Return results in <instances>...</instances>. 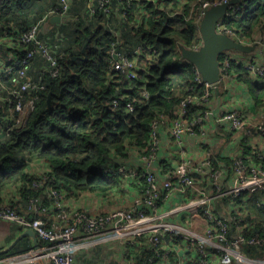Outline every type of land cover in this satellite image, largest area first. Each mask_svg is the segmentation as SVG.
I'll use <instances>...</instances> for the list:
<instances>
[{
	"label": "trees",
	"instance_id": "1",
	"mask_svg": "<svg viewBox=\"0 0 264 264\" xmlns=\"http://www.w3.org/2000/svg\"><path fill=\"white\" fill-rule=\"evenodd\" d=\"M154 1L136 0L127 21L113 19L101 10L83 18L81 12L86 7L85 2L74 0L69 20L58 27L54 25L60 36V43L53 44L59 63L58 75L52 77L41 59L46 68L32 76L37 79L42 75L44 88L37 92L24 127L6 132L2 121L5 113L0 109V196L9 184L19 183L21 203L28 212L29 200L39 196L44 189H54L62 194L71 189L104 194L123 191L120 187L124 182L117 172L118 163L115 161L127 159V147L142 149L146 146L149 125L156 114L174 117L179 104L177 92L189 93L190 88L201 90L200 86H196L192 65L182 59L176 45L179 41L188 47L197 40L195 24L186 22L180 15L167 16L160 10L168 11L169 3L175 10L178 5L176 0ZM193 1L180 0L185 9ZM247 1L241 18L229 22L227 26L239 29L241 35L252 39L259 29L264 34V0ZM116 4L114 1L113 5ZM56 8L57 0H0V23H24L33 15L37 20L45 10L54 11ZM74 15L79 18L75 20ZM135 18H139L137 27L129 23ZM28 28H22L21 34ZM117 32L120 38L115 36ZM54 39L55 34L52 41ZM139 46L143 55L138 61L137 78L124 81L119 73L112 72L110 51L115 49L129 54ZM19 47V54L22 55L31 45L20 43ZM222 58L221 54L218 55L220 64ZM10 66L13 67L11 74H3L0 78L1 93L16 76L17 67ZM229 73L247 88L256 109L264 107V82L253 80L251 72L236 61L230 62ZM144 89L149 92L148 99L141 96ZM123 96L121 101L133 103L132 113H127L124 105L112 108V101ZM33 97L25 96V99ZM198 110V107L191 106L188 118L195 117ZM252 152L248 147L243 154L258 161ZM214 159L216 162L221 159L227 172H231V159ZM34 160H42L48 166L49 179L44 188L34 186L39 177L28 171L29 164ZM141 183L140 190L144 181L141 180ZM48 200L44 201L42 208L48 205L45 204ZM235 201L243 208L242 215L238 216L240 235L245 239L264 236V193L260 190L242 192ZM14 210L26 215L18 209ZM162 239L165 242L169 238L165 235ZM145 242L137 249L134 264H160L164 253L160 251L155 255ZM176 243L180 245L179 240ZM31 248L30 245L23 248L16 245L9 253ZM241 250L248 258L264 259V245L245 242ZM185 264H199L198 255Z\"/></svg>",
	"mask_w": 264,
	"mask_h": 264
},
{
	"label": "built area",
	"instance_id": "2",
	"mask_svg": "<svg viewBox=\"0 0 264 264\" xmlns=\"http://www.w3.org/2000/svg\"><path fill=\"white\" fill-rule=\"evenodd\" d=\"M74 0H57V8L50 14L60 16L61 23L69 20V13ZM85 9L81 12L84 18L86 15H93L96 10H101L113 19L121 18L127 20L132 4L136 0H83ZM117 2L113 5V2ZM155 2L154 0H146ZM231 0H195L188 8L180 0L175 10H172L170 3L168 11L160 9L167 16L180 15L186 22H193L196 26L197 40L188 47L176 41L178 48L183 46L189 51H199L203 40L200 34L201 23L206 13L212 7L227 5L225 13L218 19L215 31L225 35L235 42L254 48L263 46L264 34L259 29V40L250 39L241 35L239 29H232L227 24L233 20H239L244 9L248 4L247 0H238L237 3L230 4ZM134 14L137 15L136 12ZM139 15V14H138ZM79 17L75 16L77 20ZM128 21V20H127ZM137 27L139 18L129 22ZM40 21L29 26L27 31L20 35V42L30 44L31 48L18 57L14 63L17 67L16 76L12 79L8 87V95L0 104V109L4 110L5 117L2 120L5 131L9 132L14 128L24 127L28 116L33 109L34 99L38 91L43 90L42 75L35 79L30 77L27 71L30 62L39 55L46 63L47 72L52 76L58 75L59 63L53 52V47L48 40H40ZM115 36L120 38V33ZM260 45V46H257ZM112 72L119 73L122 80L133 81L137 78V61L143 55L141 47L132 49L129 54L117 52L111 49ZM220 81L225 82L229 77V64L231 61L241 63L249 70L256 79L264 82V63L245 61L239 54L229 51L221 53ZM192 65V64H191ZM195 72L196 86L201 90L189 89V93L181 94L177 92L179 104L174 112V117L170 118L164 113L156 114L149 125V138L146 146L142 149L137 148L143 166L131 168L125 161L118 163L117 172L124 183H137L143 188L134 199V204L128 209H116L108 213L90 214L83 209H66L62 201L64 195L54 189H44L37 197L29 200V211L26 215L18 214L7 202L0 203V220L14 223L21 228L34 231L38 239L39 247L31 248L27 251L14 254H0V264H75L76 253L82 245L92 246L95 244L116 240L133 245L140 238H147L151 251L155 255L161 251L162 244H168L179 254L187 257V261L198 255L199 264H264V259H251L243 254L241 246L243 243L264 245V236L258 238L245 239L241 235L236 237L229 236L230 221L229 214L218 215L215 212L214 200L217 197L227 195L239 196L244 191L260 190L264 193V149L253 151L258 161L253 160L249 155L244 156L240 153L233 159V187L223 190L221 181L226 178L223 167L218 168L212 153L208 150L204 157L197 163H191L187 157H182L171 169L165 172L162 179L158 178L154 172L158 165L157 156L162 151L160 129L168 122H171L170 137L172 143L179 150L186 135H195L204 120L211 114L208 111L210 100L217 84L209 85L202 80L198 70L192 65ZM13 67L8 66L4 75L11 74ZM34 95L33 99H25V96ZM141 96L149 98L147 89L142 90ZM125 96L112 101V108L124 105L127 113L134 111L133 103L129 100L121 101ZM191 106L198 107V113L192 119L188 118V111ZM202 110V113L200 111ZM221 121L226 123L230 131L240 132L245 137L244 140L256 134L260 137L264 145V107L257 110L255 122H250L244 114L237 109H230L222 112ZM128 149V147H127ZM245 157L247 158L245 160ZM48 171H43L38 181L34 182L36 188L46 187L49 179ZM203 180V181H201ZM209 181L211 187L215 186L214 192L203 190L199 183ZM213 183V184H212ZM174 192H177L182 199L164 210H159L160 202L168 199ZM187 195H194L185 198ZM45 199H51L55 205L56 223L47 224L38 216L43 210L42 206ZM199 215L203 219V229L201 232L191 229L190 226L176 223L173 220L183 218L187 224L193 221V216ZM169 237L168 241L162 239L163 236ZM176 240L180 241L178 247ZM175 259L176 264H184L185 261L179 256Z\"/></svg>",
	"mask_w": 264,
	"mask_h": 264
},
{
	"label": "crops",
	"instance_id": "3",
	"mask_svg": "<svg viewBox=\"0 0 264 264\" xmlns=\"http://www.w3.org/2000/svg\"><path fill=\"white\" fill-rule=\"evenodd\" d=\"M51 12V9L45 10L42 16L37 20L35 19V15H33L29 17V21H24V23H0V78L1 76H3L4 71L8 66L14 65L16 59L24 55L27 50L30 49H26V52L22 55L19 54V46L21 43L19 41V37L21 35L22 28H28L33 23H37L40 21L41 31L40 33H38V38L40 40H48L52 47L54 42H58L60 40V38L56 36V34H58L57 31H55L56 28L53 27L54 25L58 27L62 25V23L61 20L59 24L51 23L50 19L54 16H58L50 14ZM44 27H46L47 29H45ZM8 31L10 34H8ZM15 34L17 36H15ZM54 34L55 39L54 41H52ZM261 47L262 46L257 47V49H253L251 52H248V59L244 58L245 61L249 60L261 63L262 57L261 55H259V53L262 52ZM53 49L55 50L56 48ZM44 66H46V63L44 64ZM44 66L39 55H36V57L30 62L27 71H32L30 73V76H32L42 71L41 69H45L46 67ZM251 77L253 80L262 83V81H259L254 76ZM8 87L6 86L3 92H0V104L2 103V101H4V99H6L8 95ZM230 109L240 110L250 122H255L258 109L255 108L251 96L247 91V88L242 83H239L236 77L232 74H230V77L225 82L222 81V83L216 85L214 93L212 95V99L210 100V106L208 108V111L211 114L200 125L195 135L185 136L182 150H179L172 143V139L169 133L171 122H168L163 128L160 129L162 151L157 156L158 165L154 170L158 178L162 179L165 174L163 170L165 171L167 169H171V167L173 165L175 166L182 157H187L191 161V163H197L204 157L205 152L209 150L212 153L213 157L227 158L232 160L231 172H227V169L221 159H218L217 162L218 168L223 167L224 174L226 175V178L222 180L225 181V188L222 187V189H231L234 186L232 175L233 159L240 153L246 151L248 147L253 151H258L259 149L263 150L264 145L260 137H258L256 134H254L247 140H244V137L240 134V132L229 130L228 125L221 121L220 116L222 115V112ZM2 113H4L3 110ZM200 113H202V110L200 111ZM125 162L131 168H140L143 166V160L141 159L136 147H128V157ZM36 164H40L41 166H43V168L41 170L35 168ZM48 170V166H46L42 160H34L29 164L28 167V171L35 174L36 176H38L40 172ZM199 185H204L207 187L206 190H212L214 192L215 186L213 185L212 188L208 180H206L205 182H200ZM19 188L20 185L17 182L9 184L2 192L0 198L2 199V201H7L11 206H14V208L18 209L21 213L23 212L24 214H26L27 211L21 203ZM120 189H122L123 191L114 190L111 191V193L105 194L100 192L77 191L71 189L66 191V194H63L64 199L62 201V204L66 209H83L93 215L108 213L110 210L115 209L116 205L126 207L123 209L131 208L134 204V198L141 192L139 184L123 183ZM244 192L252 193L255 191ZM121 196L122 198L129 196L134 197L129 198L127 201L122 203V201H120ZM239 196L227 195L223 197H217L214 200L216 214L222 216L229 214V216L232 218V220L230 221L231 233L229 231L231 237L240 235V228H238V220L240 218L238 216L242 215L243 208H241V206L235 201V199ZM191 197H194V195H187L185 198ZM181 199L182 197L177 192H174L171 196L168 197V199L159 203L158 209H167L168 207L178 203ZM222 201H224L228 205V208H222L221 210H223L224 213L220 214L221 210H217L216 204ZM52 202L53 201H51V199L46 201L45 204L48 205L45 206L43 210L38 214V216L49 225L56 223L58 220L56 216L55 205L53 203L52 207ZM173 221L184 226L188 225L191 227V229L197 230L198 232L202 231L204 225L203 219L199 215L193 216L192 223L189 222L188 224L183 218H177ZM26 230L28 229L21 228L20 226L8 221L0 220V252L7 250L17 238L25 233ZM142 239L143 238H140L133 244L134 248H132L131 245L129 246L125 242H119L116 240H110L89 247L83 244L82 248L76 253L75 264H134V257L138 254L137 249H140V247L145 242H143ZM145 243L146 246L149 247L148 240ZM16 245L20 248L28 245L33 247V241L29 237H22L17 241L15 246ZM165 246L172 248L168 244H166ZM11 250L9 252H11ZM173 250L177 252V250ZM9 252L6 254H13ZM177 253L179 254V252ZM177 253L176 256H173V258L177 257ZM179 256H181V254H179ZM175 263L176 260L173 259L172 264ZM169 264L171 263L169 262Z\"/></svg>",
	"mask_w": 264,
	"mask_h": 264
},
{
	"label": "water",
	"instance_id": "4",
	"mask_svg": "<svg viewBox=\"0 0 264 264\" xmlns=\"http://www.w3.org/2000/svg\"><path fill=\"white\" fill-rule=\"evenodd\" d=\"M237 2L238 0H231L230 4ZM226 6L227 5L212 7L206 13V16L204 17L200 26V34L203 44L199 51H189L183 46H180L179 48L182 59L190 62V64H192L198 70L202 80L209 85L217 84L220 81V64L218 61V55L228 50H236L239 52L248 53L255 49L252 46L242 45L225 35L216 33V22L224 15ZM60 20V16H54L50 19V22L59 24ZM115 162L119 163L118 160ZM22 237L31 238L33 241V248L39 247L36 234L33 230L28 229L23 235L17 238L7 250L0 252V254L8 253ZM42 264H46V262H43Z\"/></svg>",
	"mask_w": 264,
	"mask_h": 264
},
{
	"label": "rangeland",
	"instance_id": "5",
	"mask_svg": "<svg viewBox=\"0 0 264 264\" xmlns=\"http://www.w3.org/2000/svg\"><path fill=\"white\" fill-rule=\"evenodd\" d=\"M76 15H74V17H75ZM45 29H47L46 27H44ZM60 33H62L61 31H60ZM58 35V34H57ZM258 37H259V30L255 33V35H254V37L252 38V39H258ZM58 38H60V36L58 35ZM256 41H259V43L262 41V40H256ZM58 43H60L59 41H58ZM262 45H264V42H262L261 43ZM61 45V44H60ZM257 46H260V45H257ZM255 49H257V47L255 48ZM261 49H262V52H260L259 53V55H261V57H262V62L260 63V64H263L264 63V50H263V46L261 47ZM229 52H231V53H233V54H239V55H241L242 57H244V58H247L248 56H247V54L248 53H244V52H239V51H236V50H228ZM248 59V58H247ZM256 63H259V62H256ZM137 67H138V69H139V67H140V62H137ZM30 76V75H29ZM31 78L32 77H34V76H30ZM1 133V132H0ZM244 137H245V135H243ZM35 168H38L39 170H41L42 168H43V166H41L40 164H36V166H35ZM43 174V172H40L39 173V175L37 176V177H40L41 175ZM224 184H225V181H221V187H223V188H225L224 187ZM200 187L203 189V190H206L207 189V187L206 186H204V185H200ZM134 196H129V197H124V198H122V196H121V199H120V201H122V203H124L125 201H127L129 198H133ZM114 200V199H113ZM113 205V204H112ZM114 206V205H113ZM216 206H217V210H221L222 208H225V209H227L228 208V205L224 202V201H222V202H218L217 204H216ZM116 207V208H115ZM114 208L115 209H113V210H116V209H123V208H126V207H123V206H119V205H116ZM113 210H110V211H113ZM109 211V212H110ZM227 211V210H226ZM226 211H225V213H226ZM222 213H224V211L223 210H221V213L220 214H222ZM178 245V244H177ZM178 247H179V245H178ZM161 251L164 253V257L162 256L161 257V261H160V264H169V262L172 264V262H173V259L175 260L177 257H178V253L177 252H175L172 248H170V247H167V246H165V244H162V247H161ZM176 253H177V257H174L173 258V256H176ZM181 258L185 261V263L187 262V257H185L183 254L181 255ZM176 264V263H175Z\"/></svg>",
	"mask_w": 264,
	"mask_h": 264
}]
</instances>
